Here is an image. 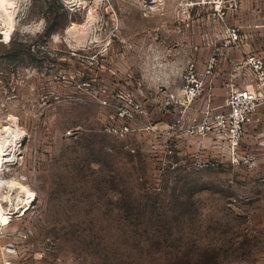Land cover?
Masks as SVG:
<instances>
[{
	"label": "rangeland",
	"instance_id": "obj_1",
	"mask_svg": "<svg viewBox=\"0 0 264 264\" xmlns=\"http://www.w3.org/2000/svg\"><path fill=\"white\" fill-rule=\"evenodd\" d=\"M2 19L0 264L7 243L13 264H264V111L242 129L250 164L187 136L253 84L264 0H18L11 33ZM201 51L216 78L194 112L175 101Z\"/></svg>",
	"mask_w": 264,
	"mask_h": 264
},
{
	"label": "built area",
	"instance_id": "obj_2",
	"mask_svg": "<svg viewBox=\"0 0 264 264\" xmlns=\"http://www.w3.org/2000/svg\"><path fill=\"white\" fill-rule=\"evenodd\" d=\"M231 40L237 39V32L233 31L230 35ZM245 65L249 66L245 72V79L251 80L253 84L242 85L237 87L232 85L226 102L224 111L215 113L212 117H207L201 114H194L188 118L187 136L203 139L207 136L214 135L219 142L225 141L226 149L229 152L232 162L239 164L240 161L245 164L252 163L254 158L251 155L240 157V144L242 140V129L250 120V117L262 109L264 111V58L250 57L245 60ZM214 59H211L204 75H201L193 65H190L184 78V86L178 93L175 103L187 107V110L198 111L196 102L201 99L204 91V78L210 77L213 74L215 65ZM130 104L139 110L140 106ZM126 115L120 113L121 118L133 119L132 113ZM130 125L125 124L114 129V132L125 136L130 133ZM218 142V143H219ZM172 154V151H169ZM2 263L13 264V259L16 257V247L7 243L1 248Z\"/></svg>",
	"mask_w": 264,
	"mask_h": 264
},
{
	"label": "bare ground",
	"instance_id": "obj_3",
	"mask_svg": "<svg viewBox=\"0 0 264 264\" xmlns=\"http://www.w3.org/2000/svg\"><path fill=\"white\" fill-rule=\"evenodd\" d=\"M18 4V0H0V11H5L8 19L7 20H3L2 19V23L4 24L5 28H6V33L9 34L14 30V24H13V16L15 14V9L17 7ZM20 4V3H19ZM17 12V11H16ZM14 144V143H13ZM12 144V147H13ZM18 144V143H17ZM11 146V145H10ZM17 148V147H16ZM4 149V148H3ZM3 151V150H2ZM6 151V150H5ZM11 154V153H10ZM1 156L5 157L4 154H1V148H0V165L2 164L4 158H1ZM14 159V158H13ZM10 160V159H8ZM14 161V160H13ZM10 162V161H9ZM13 186V185H12ZM21 192L24 194L25 193V189L21 188ZM27 207V206H26ZM27 210V209H25ZM22 213V212H21ZM7 217L5 216V212L3 211V209L0 208V224L5 225L7 223Z\"/></svg>",
	"mask_w": 264,
	"mask_h": 264
},
{
	"label": "crops",
	"instance_id": "obj_4",
	"mask_svg": "<svg viewBox=\"0 0 264 264\" xmlns=\"http://www.w3.org/2000/svg\"><path fill=\"white\" fill-rule=\"evenodd\" d=\"M211 51H213V48H211L210 49ZM203 51V50H202ZM201 51V53H200V57H199V60H197V61H194V65L196 66H194L195 68H196V70L198 71V65H199V63H201V61L203 60L202 59V57H203V52ZM187 61L190 63V62H192V59L190 58V57H187ZM204 73H205V71L204 72H200V74L201 75H204ZM215 73V72H214ZM214 73L212 74V76H210V77H206V79H210V78H213V81H215V78H216V74L214 75ZM203 100L204 99H200V100H198L197 102H196V108L198 109V111H200L201 109H202V107H203Z\"/></svg>",
	"mask_w": 264,
	"mask_h": 264
},
{
	"label": "trees",
	"instance_id": "obj_5",
	"mask_svg": "<svg viewBox=\"0 0 264 264\" xmlns=\"http://www.w3.org/2000/svg\"><path fill=\"white\" fill-rule=\"evenodd\" d=\"M65 10V9H64ZM64 14L66 15L67 14V11L64 12ZM57 25H50V24H47V28H46V31H45V35L49 36V35H52L54 33L57 32ZM29 52L31 53L32 52V49L30 48L29 49ZM32 54V53H31Z\"/></svg>",
	"mask_w": 264,
	"mask_h": 264
}]
</instances>
